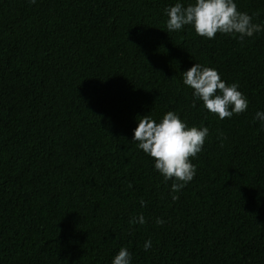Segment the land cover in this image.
I'll return each mask as SVG.
<instances>
[{"label": "trees", "instance_id": "obj_1", "mask_svg": "<svg viewBox=\"0 0 264 264\" xmlns=\"http://www.w3.org/2000/svg\"><path fill=\"white\" fill-rule=\"evenodd\" d=\"M176 2L0 0V264H111L121 247L132 264H264V32H167ZM235 2L264 24V0ZM195 62L237 83L247 110L194 103ZM167 111L209 129L178 192L131 141Z\"/></svg>", "mask_w": 264, "mask_h": 264}, {"label": "clouds", "instance_id": "obj_2", "mask_svg": "<svg viewBox=\"0 0 264 264\" xmlns=\"http://www.w3.org/2000/svg\"><path fill=\"white\" fill-rule=\"evenodd\" d=\"M36 2L28 0L29 4ZM165 15L167 32L191 26L198 36L206 39L221 33L234 35L242 42L245 37L264 32V24L255 23L252 15L238 10L235 0H191L186 4L177 0L165 8ZM182 74L183 84L192 89L193 102L201 101L204 109L219 119L231 118L247 110L248 100L239 91V85L235 82L227 84L216 69L195 62ZM254 120L260 121L264 128V110H258ZM208 135L206 126L189 127L177 113L167 111L159 121L149 115L142 116L133 129L131 141L153 158L154 169L165 182L173 181L170 190L178 192L194 179L197 170L190 158L202 151ZM140 204L144 207L145 201L141 200ZM129 223L143 225L146 219L140 213L130 218ZM155 223L162 225L165 221L157 217ZM151 245V239L145 240L144 250ZM111 264H132V254L126 247H121Z\"/></svg>", "mask_w": 264, "mask_h": 264}]
</instances>
